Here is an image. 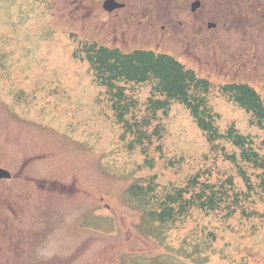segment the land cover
<instances>
[{
  "label": "rangeland",
  "instance_id": "rangeland-1",
  "mask_svg": "<svg viewBox=\"0 0 264 264\" xmlns=\"http://www.w3.org/2000/svg\"><path fill=\"white\" fill-rule=\"evenodd\" d=\"M103 1L0 0V169L11 175L0 180V264H264L259 171L226 161L222 151L237 149L210 144L178 103L149 117L150 82L120 84L134 100L131 120L148 117L157 129L135 141L78 57L92 42L173 57L210 82L218 128L233 125L264 156V128L219 90L245 82L264 97V0L251 10L243 0H200L195 12L193 0H116L126 9L111 14ZM193 180L230 187L235 212L232 197L155 221L168 194L184 188L195 201ZM132 184L153 192L133 197Z\"/></svg>",
  "mask_w": 264,
  "mask_h": 264
},
{
  "label": "trees",
  "instance_id": "trees-1",
  "mask_svg": "<svg viewBox=\"0 0 264 264\" xmlns=\"http://www.w3.org/2000/svg\"><path fill=\"white\" fill-rule=\"evenodd\" d=\"M80 57L89 64L95 83L105 87L109 94L116 121L126 133L133 135L135 141L143 143L149 140L151 135H156L157 129L153 128L151 131L148 129L150 127L148 117L128 121L126 116L130 114L134 100L130 101L120 84L150 82L152 96L147 100L149 117H155L158 111L166 112L171 102L184 105L209 143L213 145L217 141H225L238 149V156L222 151L227 161L236 164L240 159L260 171L257 184L264 192V156L255 149L251 137L241 134L233 125L224 131L219 130L216 125L217 116L208 107L204 96L210 87L207 80L198 78L192 70L185 69L173 57L147 50H135L124 54L117 49L98 46L96 43H84ZM221 89L235 104L251 115L250 124L264 128V99H261L253 88L246 84L230 83ZM149 166L152 167L150 162ZM240 175L251 188L245 172L240 171ZM193 183L199 185L201 189L194 196L195 201L185 199L184 194L188 195L189 191L179 189L158 201L159 210L151 215L163 223L172 220L176 215L181 216L194 203L200 209L214 211L232 197L234 208L228 212L231 215L237 209L239 196L237 193L232 196L230 187L227 189L223 186L216 187L213 184L200 183L198 180H193ZM227 183L231 185V179H228ZM151 192H153L151 186L144 189L134 184L130 187V193L135 197H143Z\"/></svg>",
  "mask_w": 264,
  "mask_h": 264
},
{
  "label": "water",
  "instance_id": "water-1",
  "mask_svg": "<svg viewBox=\"0 0 264 264\" xmlns=\"http://www.w3.org/2000/svg\"><path fill=\"white\" fill-rule=\"evenodd\" d=\"M198 5H199L198 2H194L192 4V10H195L198 7ZM103 6L108 11H111L114 8L117 7V5L113 1H110V0L105 1V3H104ZM9 177H10V174L6 170L0 169V179H2V178H9Z\"/></svg>",
  "mask_w": 264,
  "mask_h": 264
},
{
  "label": "flooded vegetation",
  "instance_id": "flooded-vegetation-1",
  "mask_svg": "<svg viewBox=\"0 0 264 264\" xmlns=\"http://www.w3.org/2000/svg\"><path fill=\"white\" fill-rule=\"evenodd\" d=\"M242 3L243 4H245V5H247V7H248V10H251L252 9V3H251V0H243L242 1ZM124 4H125V2H124ZM127 14L129 15V16H132V17H136L137 16V14H136V12H127ZM134 14H136L135 16H134ZM139 14V13H138Z\"/></svg>",
  "mask_w": 264,
  "mask_h": 264
}]
</instances>
